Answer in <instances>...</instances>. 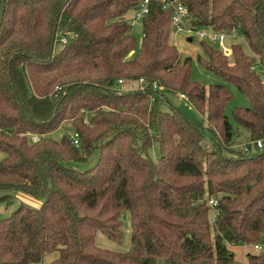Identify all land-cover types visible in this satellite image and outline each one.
<instances>
[{
	"label": "trees",
	"instance_id": "obj_1",
	"mask_svg": "<svg viewBox=\"0 0 264 264\" xmlns=\"http://www.w3.org/2000/svg\"><path fill=\"white\" fill-rule=\"evenodd\" d=\"M142 1L0 0V190L43 200L0 220V264H236L231 248L264 234V0H178L252 51L232 42L226 56L203 40L199 56L251 100L233 117L252 152L226 113L234 93L193 79L162 0L140 21L139 47L127 15ZM178 92L207 125L174 104ZM125 210L130 251L99 247L98 232L122 240ZM246 258L264 264V253Z\"/></svg>",
	"mask_w": 264,
	"mask_h": 264
},
{
	"label": "rangeland",
	"instance_id": "obj_2",
	"mask_svg": "<svg viewBox=\"0 0 264 264\" xmlns=\"http://www.w3.org/2000/svg\"><path fill=\"white\" fill-rule=\"evenodd\" d=\"M127 17L133 24V32L138 40L140 47L143 38V27L140 22L136 21L134 10L131 11L127 15ZM193 24L199 27H203L202 25L197 23L196 17L191 15L185 20V25H193ZM206 29L211 30L209 27H206ZM189 37L190 35H188L187 32L177 31L173 27L171 32V42L177 46L183 58L185 57L193 58V62H192L193 79L200 82L207 89H209L212 85H216V84L227 85L228 83L223 77L210 71L205 64L200 62L199 56H203L205 59H207V54L204 51V48L201 46V42L203 41V39L193 36V40L189 41ZM204 40H206L210 46L222 50L221 44L218 41L214 40L212 37H206ZM230 40L233 43L234 42L241 43L247 54L252 53L250 47L248 46V44L246 43L243 37L240 36L231 37ZM258 69L261 71V74L264 79V71L260 68ZM228 85L231 91L234 93V98L227 104L226 113L229 116L232 123L234 124L235 130L237 131V133H239L236 139L237 144H239L246 150L250 149L252 152L256 149V147L250 140L249 131L244 126L237 124L233 117V110L235 107L237 106L249 107L252 104L251 100L248 97H246L244 94H242L238 89V87H236L235 85L233 84H228ZM168 96L174 102V104L179 106L182 110H184L190 118L195 119L199 122L203 121L207 125L206 118L197 110V108L195 107L194 103L191 100L190 101L186 100L180 97L177 93H169ZM162 108L169 110L171 107L170 104H165L163 105ZM59 133H61V135L63 133L68 136H71V134H73V131L66 127L63 128ZM204 134H205L206 142L208 143L209 146H212L213 140L211 133L208 130H204ZM148 153L153 160H156L160 154L158 146L154 145L153 147H151ZM4 157H5V153L0 151V160ZM3 196H7V197L5 200L0 202V220L10 216L12 212L16 210L22 203L29 205L33 203L37 206L38 204H40L41 201L43 203V200L40 198L33 197L29 194H25L24 192L16 191V190H0V198ZM121 217L123 220L122 240L120 242H117L115 240L110 239L102 232H98L96 236V243L99 247L117 252L130 251L132 247V223H131V215L129 210L123 211ZM214 217H215V213L213 214V219ZM231 249L235 254L236 264H245V263L247 264L246 252H251L250 249H245L242 245L233 246ZM44 264H50V260H48L47 258ZM158 264H164V262L160 260Z\"/></svg>",
	"mask_w": 264,
	"mask_h": 264
},
{
	"label": "built area",
	"instance_id": "obj_3",
	"mask_svg": "<svg viewBox=\"0 0 264 264\" xmlns=\"http://www.w3.org/2000/svg\"><path fill=\"white\" fill-rule=\"evenodd\" d=\"M152 0H143L141 3V6L139 10L136 12V21L140 22L142 17L148 13L149 11V5ZM164 9H167L169 7L173 8V15H172V22L173 26L177 31H185L190 35V37L193 38V36H196L200 39H205L206 37H212L214 40L218 41L222 46V51L226 56H231L232 54V46L231 44L228 45L226 41L230 39L231 37L225 33V32H218L213 27H211V30H207L203 27H199L197 25H185V20L191 16L189 11L187 10L186 6L178 2V0H162ZM232 43V42H231ZM122 83V81H119ZM141 84H144V81L141 80ZM156 86V85H155ZM144 88V87H143ZM180 97L189 100L190 98L187 94L183 92L177 93ZM71 139L73 140L74 145L79 146L80 145V135L77 132H74L71 134ZM33 140L38 141L40 140L39 135H33ZM258 146L263 147L264 143L262 141H258ZM210 205L213 208H216L218 204V200L216 198H211L209 200ZM245 249H250V251L256 252V253H264V234L262 235L261 239L257 242H244L241 244ZM249 252H246V256ZM246 264V263H245Z\"/></svg>",
	"mask_w": 264,
	"mask_h": 264
},
{
	"label": "water",
	"instance_id": "obj_4",
	"mask_svg": "<svg viewBox=\"0 0 264 264\" xmlns=\"http://www.w3.org/2000/svg\"><path fill=\"white\" fill-rule=\"evenodd\" d=\"M192 40H193V38H192V37H189V41H192ZM226 43H227L228 45H230V44H231V40L228 39V40L226 41Z\"/></svg>",
	"mask_w": 264,
	"mask_h": 264
},
{
	"label": "crops",
	"instance_id": "obj_5",
	"mask_svg": "<svg viewBox=\"0 0 264 264\" xmlns=\"http://www.w3.org/2000/svg\"><path fill=\"white\" fill-rule=\"evenodd\" d=\"M26 194V193H25ZM30 203H32V202H30ZM41 203H42V201L40 202V204H38V206L37 205H35V204H33V206H35V207H39L40 205H41ZM32 204H30V205H32Z\"/></svg>",
	"mask_w": 264,
	"mask_h": 264
}]
</instances>
